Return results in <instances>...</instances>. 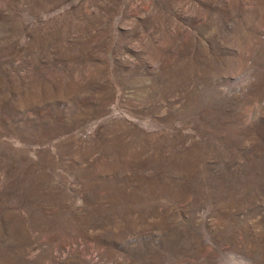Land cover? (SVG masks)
<instances>
[{
  "label": "rangeland",
  "instance_id": "1",
  "mask_svg": "<svg viewBox=\"0 0 264 264\" xmlns=\"http://www.w3.org/2000/svg\"><path fill=\"white\" fill-rule=\"evenodd\" d=\"M0 264H264V0H0Z\"/></svg>",
  "mask_w": 264,
  "mask_h": 264
}]
</instances>
